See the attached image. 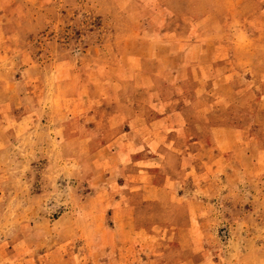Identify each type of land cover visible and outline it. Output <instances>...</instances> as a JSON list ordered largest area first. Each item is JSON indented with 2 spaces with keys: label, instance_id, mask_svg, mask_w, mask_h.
Returning <instances> with one entry per match:
<instances>
[{
  "label": "rangeland",
  "instance_id": "374dc122",
  "mask_svg": "<svg viewBox=\"0 0 264 264\" xmlns=\"http://www.w3.org/2000/svg\"><path fill=\"white\" fill-rule=\"evenodd\" d=\"M0 264H264V0H0Z\"/></svg>",
  "mask_w": 264,
  "mask_h": 264
},
{
  "label": "crops",
  "instance_id": "0c3cea01",
  "mask_svg": "<svg viewBox=\"0 0 264 264\" xmlns=\"http://www.w3.org/2000/svg\"><path fill=\"white\" fill-rule=\"evenodd\" d=\"M143 173V172H142ZM162 178V180H164L165 182H167L168 180H167V178L166 177H161ZM152 179H154V178H150L149 180H148V182H146V185L148 184V185H152L153 183L154 184H159L157 181H153ZM144 187L145 186H141V187H139L138 189H139V191H142V190H144ZM159 189H163V187H161V185L159 184ZM146 191V190H145ZM148 193V192H147ZM125 209H124V211H127V206L125 205V207H124ZM124 213H127V212H124ZM135 213V214H134ZM133 213V215H134V218L132 219V223L135 221H137V219H140V218H143L144 216H141V215H143V214H145V213H142V212H140L139 211V213H137L136 211ZM145 215H147V213L145 214ZM135 227H138V223H134L133 224Z\"/></svg>",
  "mask_w": 264,
  "mask_h": 264
}]
</instances>
